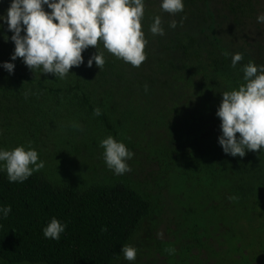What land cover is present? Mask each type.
<instances>
[{"label": "trees", "instance_id": "obj_1", "mask_svg": "<svg viewBox=\"0 0 264 264\" xmlns=\"http://www.w3.org/2000/svg\"><path fill=\"white\" fill-rule=\"evenodd\" d=\"M186 1L194 6L200 0ZM148 2L145 0V7ZM222 2L235 14L252 15L248 0ZM9 6L10 0H0V14L6 13ZM152 23L153 18L144 13L142 31L146 40H154L156 48L158 37L149 30ZM164 29L171 31L170 27ZM5 34L9 38L12 35L6 24L0 29V65L13 62L15 69L9 74L0 67V117L10 127L38 132L58 124L73 130V120L92 118L97 108L113 119L124 99L135 96L127 104L131 108L121 113L123 120L117 130L127 137L128 123L136 121L137 112L146 109L141 113L145 117L152 107L162 108L153 121L165 140L180 149L174 155L179 156L175 178L180 179V188L189 185L191 192H214L221 208L234 214L236 211L243 222H251L256 209L264 205V151L233 157L218 143L221 129L216 111L222 92L238 88L241 83L231 59L213 42L179 34L177 41L182 45L165 62L156 59L149 41L145 45L146 59L138 67L115 57L98 42L104 68L143 78L139 94H132L86 66L97 51L95 46L82 52L83 64L73 66L64 79H59L52 73H42L40 68L31 70L23 58L11 61L15 45L10 39L5 41ZM168 76L170 82L166 81ZM161 81L167 83L162 86ZM183 86L193 110L189 114L169 98ZM199 119L208 121V130L192 133ZM142 192L128 181L83 186L52 178L43 169L23 182L10 183L7 173L0 172V205L11 206L7 218H0V260L8 264H114L123 257L121 246L130 245L157 207L155 199ZM225 201L231 204L225 206ZM53 217L67 225L59 240L45 238L42 232ZM242 263L252 264L245 257ZM257 264H264V258Z\"/></svg>", "mask_w": 264, "mask_h": 264}, {"label": "rangeland", "instance_id": "obj_2", "mask_svg": "<svg viewBox=\"0 0 264 264\" xmlns=\"http://www.w3.org/2000/svg\"><path fill=\"white\" fill-rule=\"evenodd\" d=\"M222 1L200 0L191 6L184 0V10L170 14L160 8L161 0H149L144 9L147 16L154 19L159 15L163 28L169 27L171 21H177L175 28L170 27L171 31L166 29L164 35H156V48L154 40L147 38L146 44L151 41L148 46L156 59L168 62L182 45L178 43L177 36L190 34L213 42L224 56L225 52L229 53L226 58L242 53L243 59L235 69L239 82L244 83L243 65L249 61L264 65V23H258L256 19L258 14L264 13V0H248L253 12L247 17L235 14ZM45 10L51 11L47 6ZM89 68L98 75L108 76L132 94H139L143 87L141 77L113 72L103 66L100 69L95 61ZM166 81L170 82L171 77L168 76ZM167 82L161 81V85ZM173 84L177 86L178 83L174 81ZM186 95L183 86L169 98L189 114L193 110ZM132 97L135 96L124 99L113 119L109 120L107 116L106 119L103 113L95 115L93 111L92 118L73 120V130L57 124L38 132L30 129L23 132L10 127L0 117V147L10 150L19 145L27 147L30 143L37 150L39 159L45 162L42 169L52 178L68 179L83 186L128 181L144 195L155 199V211L130 243L137 249L135 261L129 262L122 257L114 264H243V257L257 264L264 258V205L256 209L251 222H243L236 211L234 214L221 208L220 199L214 192H191L189 185L188 188H180V179L175 178L179 156H174L180 149L165 140L163 131L153 121L162 108L152 107L145 117L141 113L146 109L137 112L136 121L128 123L127 137L118 132L117 126L123 120L121 113L131 108L127 104ZM205 130H208V121L203 119L192 126L195 134ZM108 135L122 140L134 153L133 158L127 161L131 170L122 175H115L103 160L99 141ZM225 202V206L231 204ZM0 264L8 263L0 260Z\"/></svg>", "mask_w": 264, "mask_h": 264}, {"label": "clouds", "instance_id": "obj_3", "mask_svg": "<svg viewBox=\"0 0 264 264\" xmlns=\"http://www.w3.org/2000/svg\"><path fill=\"white\" fill-rule=\"evenodd\" d=\"M45 6L51 11H46ZM160 8L176 14L184 10V0H161ZM144 9L145 0H10L6 13L0 14V29L6 24L12 32L10 38L4 35L5 41L10 39L15 45L11 61L23 58L31 70L40 68L42 73L64 79L73 66L84 63L82 52L89 46H95L97 51L88 59L87 66L95 61L102 68L105 60L97 48L98 42L115 57L140 66L146 59L147 41L141 25ZM256 19L264 23V13ZM176 26L175 20L169 24L171 28ZM149 30L153 35H164L159 15L154 17ZM242 59V53L231 54V66L235 68ZM0 67L12 74L15 64L5 61ZM242 71L244 83L222 92L216 111L221 129L218 143L224 153L233 157H244L248 151H264V65L249 61ZM94 114L100 115V110L95 109ZM99 146L106 166L115 175L131 170L127 161L134 153L122 140L108 135L99 141ZM44 166L30 143L10 150L0 147V172L7 173L10 183L23 182ZM10 212V205H0V218H7ZM66 227V223L53 217L42 232L45 238L59 240ZM120 251L125 260L135 261V247L124 244Z\"/></svg>", "mask_w": 264, "mask_h": 264}]
</instances>
